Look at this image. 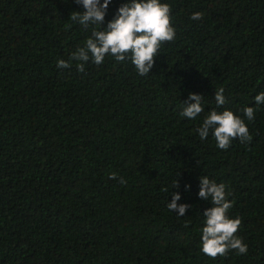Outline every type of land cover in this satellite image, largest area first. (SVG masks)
I'll use <instances>...</instances> for the list:
<instances>
[{
  "label": "trees",
  "instance_id": "16d2710c",
  "mask_svg": "<svg viewBox=\"0 0 264 264\" xmlns=\"http://www.w3.org/2000/svg\"><path fill=\"white\" fill-rule=\"evenodd\" d=\"M130 2L113 0L104 27ZM161 2L176 38L141 77L112 57L58 69L102 30L70 21L75 0H0V264H264V0ZM190 93L196 120L180 115ZM211 110L245 119L251 142L201 141ZM201 176L231 193L246 255L202 253ZM175 193L184 217L167 208Z\"/></svg>",
  "mask_w": 264,
  "mask_h": 264
},
{
  "label": "clouds",
  "instance_id": "9594fccd",
  "mask_svg": "<svg viewBox=\"0 0 264 264\" xmlns=\"http://www.w3.org/2000/svg\"><path fill=\"white\" fill-rule=\"evenodd\" d=\"M75 2L82 5L84 11L71 13L70 21L78 23L84 29L98 25L102 26V30L92 27L91 37L84 42L83 47L72 52L68 61L64 59L57 61L58 69H70L72 62L75 61L77 69L84 72L85 64L90 60L100 66L106 57H112L120 63L130 61L141 77L147 76L151 73L162 46L173 42L176 38L171 6L162 3L161 0H131L118 9L113 20L107 23V27H104L105 17L113 0H104L102 4L101 0H75ZM191 19L199 21L203 19V14L194 13ZM224 92L223 87L215 89L214 99L218 108L227 103ZM202 101L203 96L190 93L189 102L183 104L181 117L196 120L204 112ZM255 103L257 106L264 105V92L255 96ZM242 111L247 121L255 120L256 108L245 107ZM195 131L201 141L207 140L211 134L217 147L224 151L232 146L234 140L238 139L241 144L250 143L252 140L245 119L230 110L222 112L211 110ZM109 178L116 179L117 175L112 173ZM120 183L126 184L127 181L120 178ZM190 187L186 185V189ZM178 188L177 179L174 189ZM198 195L199 198L213 205L203 213L205 221L201 230L202 253L213 260L227 257L231 251H235L237 255H246L248 246L238 235L242 221L239 217L229 216L234 205L228 199L231 193L226 191V185L217 184L208 177L201 176ZM180 200L179 193L173 194L167 208L172 212H178V217H184L190 206L179 204Z\"/></svg>",
  "mask_w": 264,
  "mask_h": 264
}]
</instances>
